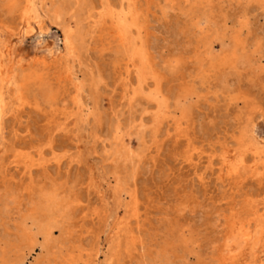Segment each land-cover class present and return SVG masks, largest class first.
Segmentation results:
<instances>
[{
  "label": "bare ground",
  "instance_id": "1",
  "mask_svg": "<svg viewBox=\"0 0 264 264\" xmlns=\"http://www.w3.org/2000/svg\"><path fill=\"white\" fill-rule=\"evenodd\" d=\"M211 1L0 0V134L8 111L16 122L28 105L40 109L44 103L57 110L62 101L60 90L66 85L75 118L82 123L90 116L104 120L100 108L106 70L90 63L89 41L96 31L107 40L98 50L99 56L106 50L112 54V72L123 89L128 114L120 109V113L110 115L108 128L101 135L95 132L101 138L102 157L111 161L105 165L113 180L112 186H99L98 192L103 202L115 198L118 207L124 205L122 216H116L115 234L117 238L124 234L125 245L140 249L131 264H187L190 255L200 257L193 246L194 234L186 233L180 217H162L164 222L157 227L162 239L150 244L142 243L131 224H138L140 218L137 181L143 171L141 158L147 154L149 132L145 113L155 108L151 120L157 127L152 129V137L170 120L175 134L185 137L190 127L187 117L201 96L200 89H206L208 95L217 86L228 94L223 98L229 107L242 103L232 111L229 137L221 142L217 158L219 182L232 183L236 190L227 195L230 200L226 207H214L210 215L213 224L209 221V226L217 236L207 240L212 255L197 264H264V113L250 92L242 88L244 79L254 84L255 76L264 72L263 43L257 39L256 48L249 51L243 37L244 27L249 28L247 13L229 27L226 17L220 20L214 15ZM249 1H256L264 10V0ZM154 6L164 16L175 6L182 11L189 31L198 39L192 66L184 67L179 57L159 56L154 50L149 33ZM53 27L59 28L60 38L52 33ZM48 34L51 40H47ZM22 55L29 59L24 62ZM52 72H57L56 83ZM65 108L60 113L65 114ZM6 148L15 157V166L27 163L26 172L47 164L42 157L34 159L14 144L2 146L0 151ZM204 153L203 147L194 146L186 159L197 169ZM248 180L259 188H245ZM74 202L70 189L55 183L30 185L26 195H19L0 181V264H24L33 252L37 254L31 264L116 263L127 247L120 240L105 250L96 240L90 244V252H85L84 244L73 239L71 219L78 209ZM186 207L185 203L178 204L177 214ZM9 213H15L13 224L5 219ZM101 253L104 258L99 261Z\"/></svg>",
  "mask_w": 264,
  "mask_h": 264
},
{
  "label": "rangeland",
  "instance_id": "2",
  "mask_svg": "<svg viewBox=\"0 0 264 264\" xmlns=\"http://www.w3.org/2000/svg\"><path fill=\"white\" fill-rule=\"evenodd\" d=\"M160 1L164 2V0ZM183 4L186 3L183 2ZM211 7L214 15L219 16L220 20L223 17L227 18L229 27L235 25L236 20L247 13L249 28L244 27L243 32V37L248 43L247 47L249 51H252L256 48V40L259 39L263 43L264 50V10L256 1L212 0ZM187 8L189 5L185 9ZM185 19L182 11L176 6L169 9L166 16L154 6L151 9L149 33L154 43V50L159 56L175 55L180 58L184 67H190L193 65L191 61L194 59L196 51L194 48L198 39L189 31ZM52 33L58 34L60 38L59 28L53 27ZM46 38L51 40V34H48ZM29 42L30 40L26 44L28 45ZM89 42L90 63L92 65L97 63L106 70L102 82L100 108V113L105 114L104 120L99 121L90 116L88 122L82 123L75 118L76 109L73 107L71 94L68 95L65 91L67 85L60 90L59 98L62 101L55 111L44 103H41L40 109L28 105L21 113L20 121L16 122L13 114L8 111L4 117L2 134H0V148L14 144L34 159L42 157L47 164L34 166L31 173L26 172L27 163L15 166L12 162L15 159L12 152L8 148L3 149L0 151V157H2L0 181L13 187L19 195H26L27 187L30 185L45 183H55L61 189H70L71 196L75 198L74 207L78 208L71 219L73 239L84 244L85 252H90L92 247L90 244L96 240L102 243V248L105 250L118 239L123 247H127L122 249L118 256L120 259H116V263L113 261V264H131L134 258L140 255V249H132L129 244L125 245L124 234L118 238L115 234L116 216H122L124 205L118 207L115 198H108L106 202H103L98 192L99 186H112L113 180L108 172V166L105 165L111 161L102 157V142L97 136L108 128L110 115L120 113V109L128 114L127 106L123 105L124 92L112 72V54L106 50L102 56H99L98 50L107 43L105 36H101L96 31ZM217 47L216 45L214 48L217 50ZM22 56L24 62L29 59V56ZM261 63H264V59ZM50 76L56 83L57 72H52ZM215 82L213 80L212 84ZM216 88L218 91L214 93ZM242 88L250 92L251 98L257 101L261 107L260 111L264 113V72H259L255 76L254 84L247 78L244 79ZM200 90L202 92L196 102L197 105L195 104L187 117L190 127L185 137L175 134L172 120L158 128L156 131L158 135L152 137V129L157 127L151 120V113L155 108L152 107L148 113H145L149 132L146 139L147 154L141 158L144 161L143 171L138 174L137 181L140 218L138 224L134 221L131 224L138 230L142 243L150 244L162 239V236L158 234L162 232L157 229L158 225L164 222L162 217L166 215L180 217L187 229L186 233L191 231L194 234L193 246L196 253L200 255L199 258L196 254L190 255L187 264L210 260L212 252L207 240L217 236L209 226V221L213 224L210 215L214 212L216 205L226 207L230 200L226 198L227 195L236 190L232 183L219 182L217 175H219L220 163L217 158L221 142L225 137H229L231 129L229 118L232 116V111L240 107L242 103L239 101L236 106L229 107L226 99L223 98V95L228 94H225L226 91L222 86L212 88V92L208 93L211 96L209 100H207L206 89ZM63 107H66L65 114L60 113ZM178 114L176 116H179ZM120 117L125 122L123 115ZM192 123H195L194 127ZM95 132L98 133L97 136ZM109 141L110 139H107L105 143L108 144ZM194 146L205 149L199 162L200 167L197 169H194L186 159L190 148ZM57 159L60 160V164L57 163ZM199 176L204 179L201 180ZM245 188L257 190L259 185L255 181L248 180ZM182 203H185L187 207L178 215L176 207ZM14 211L15 209L11 212ZM14 216L15 213H9L5 219L13 224ZM85 236L87 238L83 239ZM36 254L33 252L29 255L24 264H31ZM103 258L104 254L101 253L99 261Z\"/></svg>",
  "mask_w": 264,
  "mask_h": 264
}]
</instances>
